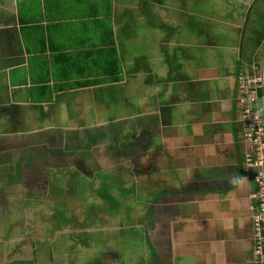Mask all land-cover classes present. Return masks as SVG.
<instances>
[{"label":"crops","instance_id":"0c3cea01","mask_svg":"<svg viewBox=\"0 0 264 264\" xmlns=\"http://www.w3.org/2000/svg\"><path fill=\"white\" fill-rule=\"evenodd\" d=\"M241 75L264 83V0H0V210L14 204V227L42 205L57 225L32 254L14 228L0 264H256ZM105 143L86 159L121 171L83 173L94 192L39 182L51 158Z\"/></svg>","mask_w":264,"mask_h":264},{"label":"rangeland","instance_id":"374dc122","mask_svg":"<svg viewBox=\"0 0 264 264\" xmlns=\"http://www.w3.org/2000/svg\"><path fill=\"white\" fill-rule=\"evenodd\" d=\"M118 106V105H117ZM101 113L102 115H104L105 117L110 116V110L106 109L105 107L101 108ZM103 122H105L106 124H109L107 120H103ZM119 123V122H118ZM127 125H133V123H125L124 127L126 128H130V126ZM93 134L96 135V129H91ZM85 132L80 133V137H77V139H74V143L79 142L80 139L82 138L83 140L87 141L88 137L84 136ZM89 135V133H88ZM63 136H65V134H63ZM69 137V134L66 135V138ZM86 146V144L84 145V147ZM95 147L93 146H88V148H84L81 149L82 151H80V154L78 155V157L76 156H72V160L71 162H67L65 163L63 160L62 161H56L54 160V158H51V162H49V164L46 166V172L43 174L45 179H40L43 177V175L40 176V180L39 182H43L45 180H48V175H50V178H59L61 175L64 174H75L72 177V186H74L75 188L81 189L82 191H80L81 193L83 192V190H87L89 192H94L96 189L100 188L102 186V182L100 179H95V178H91L90 176H84L83 173H88L92 172L93 175L98 174L101 169H108L109 171H121L119 170V165L118 164H112L110 166H104L100 163H98L97 165V161L92 162L90 160V158L87 160V152L88 154H92L91 157L92 158H96L98 156H101L102 153L107 149L106 147V143L105 145H101V147H97L96 149H94ZM78 153V152H77ZM82 153L84 154V156L82 157ZM86 155V157H85ZM103 160L108 164V158L106 157L105 153L104 156H102ZM81 162L80 166L78 167L76 162ZM84 163V164H82ZM122 164L125 166L126 172H123L125 174H120L121 178H125L124 179V188H126V190H128L129 192L133 191L134 193L137 194L139 188L138 183L134 180L133 176L134 174H132L131 172H128L129 169H131V166L124 160V162H122ZM120 166L122 167V165L120 164ZM60 169H65L60 171ZM48 171V172H47ZM62 173V174H61ZM130 175H132V178L130 177ZM129 176V177H128ZM18 175H16V178L14 181L17 182L15 183L17 185L16 189L22 188V185H20V182H23L25 180H18ZM127 177V179H126ZM5 186L7 188H11V182H5L4 183ZM143 184V183H142ZM141 184V185H142ZM62 185H64V183H62ZM141 190V189H140ZM106 191V190H105ZM104 191V193H106ZM112 193V190L108 191L106 194L107 196H109V194ZM134 193L131 194V196L134 195ZM114 195H117V193H115ZM79 198V197H78ZM38 201H43L45 198H36ZM82 200H85V198H80ZM136 199V198H135ZM79 200V199H78ZM52 203V208H53V202ZM14 204L10 205L7 209L3 210L5 213L3 214L0 210V240L6 241L9 239L8 235H14V238H17L16 236V229L18 226H22L24 227L22 230H19V228H17V232L19 231L18 234V239L19 241H21V245L28 243L23 251L26 252H30L29 254H32V250L34 251H40L42 249V247H49L50 244V239H52V235L55 234V230L57 231V225H55V220H51L52 217V212L53 210H50L48 207L45 206H31V211L34 214H38L40 217V223L37 221V219L35 217H33L31 214H27L30 219V223L29 224H19L18 226H14L12 227V225L15 224H10L11 218H10V214L12 211V206ZM64 209V205L62 204V202H59L58 205L54 208L55 212H56V216L55 219L57 218L58 220H62V218L65 216V212L63 210ZM52 211V212H51ZM51 214V215H50ZM50 215L49 219L48 216ZM54 223V224H53ZM59 240H64L62 239V236L59 237ZM59 240L54 241V244H57L59 242ZM32 244H34V246L36 245V248H32ZM44 264H46V261H44Z\"/></svg>","mask_w":264,"mask_h":264},{"label":"built area","instance_id":"2783aa9c","mask_svg":"<svg viewBox=\"0 0 264 264\" xmlns=\"http://www.w3.org/2000/svg\"><path fill=\"white\" fill-rule=\"evenodd\" d=\"M238 86L242 94L243 119L247 122L245 140L253 144L248 158L250 166L256 170L257 193L256 214L253 217V253L256 264H264V114L257 108L259 92L264 83L258 77L241 75Z\"/></svg>","mask_w":264,"mask_h":264},{"label":"flooded vegetation","instance_id":"af4514ba","mask_svg":"<svg viewBox=\"0 0 264 264\" xmlns=\"http://www.w3.org/2000/svg\"><path fill=\"white\" fill-rule=\"evenodd\" d=\"M143 138H145V137H143ZM82 156H84V154H82ZM55 157V156H54ZM59 157V156H58ZM58 157H55V158H58ZM60 157H62V156H60ZM78 157V156H77ZM73 158L71 157V156H69V157H62V160L63 161H66V162H71V160H72ZM61 160V161H62ZM77 163V165H78V167L80 166V163L81 162H76ZM73 176V175H72ZM43 183V182H42ZM56 184V186L58 187V184L57 183H55ZM58 192V189L57 188H55L54 189V193L56 194Z\"/></svg>","mask_w":264,"mask_h":264},{"label":"trees","instance_id":"16d2710c","mask_svg":"<svg viewBox=\"0 0 264 264\" xmlns=\"http://www.w3.org/2000/svg\"><path fill=\"white\" fill-rule=\"evenodd\" d=\"M114 75L116 76L114 80H117L118 75H119V69L117 67L115 68Z\"/></svg>","mask_w":264,"mask_h":264}]
</instances>
